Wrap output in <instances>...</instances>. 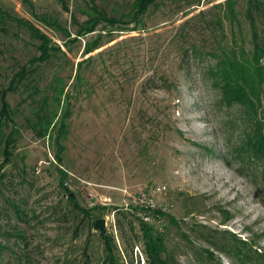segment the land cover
<instances>
[{
    "label": "rangeland",
    "instance_id": "374dc122",
    "mask_svg": "<svg viewBox=\"0 0 264 264\" xmlns=\"http://www.w3.org/2000/svg\"><path fill=\"white\" fill-rule=\"evenodd\" d=\"M30 1L37 13L57 17L69 30L72 13L88 3ZM94 1L117 14L133 0ZM188 1L161 0L144 15L146 28L117 32L94 51L104 49L89 71L93 90L76 103L63 140L66 189L51 142L26 128L27 90L8 94L19 132L11 161L2 169L1 263L101 264L104 243L92 222L104 218L117 264H149L140 219L162 233L176 264H264V158L253 150L240 152L250 132L245 108L220 101L205 75L213 59L206 56L186 71L168 42L182 20L223 0H200L190 7ZM0 6L61 43L22 0H0ZM216 12L212 8L207 16ZM197 32L202 44L206 35ZM33 51L34 40L23 29L0 28V89L7 86L10 70ZM69 56L81 59V48L74 46ZM64 67L66 75L71 63ZM51 69L41 67L43 82ZM164 71L174 83L168 91L145 82ZM257 116L264 134V92ZM69 191L81 206L92 208V218L72 209ZM147 207L165 214L141 210Z\"/></svg>",
    "mask_w": 264,
    "mask_h": 264
},
{
    "label": "trees",
    "instance_id": "16d2710c",
    "mask_svg": "<svg viewBox=\"0 0 264 264\" xmlns=\"http://www.w3.org/2000/svg\"><path fill=\"white\" fill-rule=\"evenodd\" d=\"M160 1L133 0L126 11L116 14L100 8L94 0H88L86 7H79L72 13L73 28L69 30L57 17L37 13L30 0H22L36 21L52 28L60 44L30 20L0 6V28L15 24L34 40L33 53L10 70L7 86L0 89V184L2 169L11 161L19 132L9 106L8 94L21 87L27 90L30 116L25 117L26 128L37 138H47L51 142L54 160L61 173L60 184L66 189L63 176L67 171L60 168L63 140L67 136L68 119L76 103L88 98L93 90L89 71L93 62L103 55L104 49L94 51L113 41L117 32H130L137 29L138 25L139 29L146 28L143 26L144 15ZM187 4L188 7L199 5L200 0H190ZM212 8L217 12L207 16ZM189 13L186 12L184 16ZM244 21L248 25L247 29L243 25ZM173 29L168 42L178 50V66L187 71L196 61L199 62L206 56L213 59V62L206 65L205 75L212 79V85L219 90L220 101L229 106H243L250 122V132L247 133L240 152L253 150L254 156L258 154L264 158V134L260 130L262 121L257 116L264 92V0H223L209 9L191 14ZM195 32L206 35L202 37V44L196 40ZM87 35L90 36L84 38ZM76 45L81 48L82 58L72 61L69 53ZM65 63H71V71L66 75L62 73ZM43 65L52 68L50 77L45 82L43 80L46 77L41 71ZM145 82L150 85L158 84L166 91L174 84L165 71L156 77L152 73ZM8 128L9 131L5 133ZM67 199L72 209L83 217L92 218V208L81 206L70 195V191L67 192ZM141 210L152 213L155 217L165 214L159 208L147 207ZM139 221L148 263L176 264L157 227L148 221ZM100 237L105 249L101 264H117L110 236L100 233ZM2 248L0 246V257Z\"/></svg>",
    "mask_w": 264,
    "mask_h": 264
},
{
    "label": "water",
    "instance_id": "95a60500",
    "mask_svg": "<svg viewBox=\"0 0 264 264\" xmlns=\"http://www.w3.org/2000/svg\"><path fill=\"white\" fill-rule=\"evenodd\" d=\"M70 195L73 196L72 193H70ZM105 225H106V220L104 218H97L93 222V229L99 230L101 234H104Z\"/></svg>",
    "mask_w": 264,
    "mask_h": 264
},
{
    "label": "built area",
    "instance_id": "2783aa9c",
    "mask_svg": "<svg viewBox=\"0 0 264 264\" xmlns=\"http://www.w3.org/2000/svg\"><path fill=\"white\" fill-rule=\"evenodd\" d=\"M158 190H160V188L158 187L157 188ZM142 196H143V200L145 199V194H142Z\"/></svg>",
    "mask_w": 264,
    "mask_h": 264
}]
</instances>
